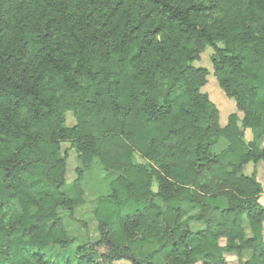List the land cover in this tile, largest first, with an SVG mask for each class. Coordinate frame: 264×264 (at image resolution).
<instances>
[{"label": "trees", "instance_id": "1", "mask_svg": "<svg viewBox=\"0 0 264 264\" xmlns=\"http://www.w3.org/2000/svg\"><path fill=\"white\" fill-rule=\"evenodd\" d=\"M209 75L234 102L223 125ZM94 163L108 194L75 264H264L263 188L243 172L264 164V0H0V264L74 245L59 211Z\"/></svg>", "mask_w": 264, "mask_h": 264}, {"label": "rangeland", "instance_id": "2", "mask_svg": "<svg viewBox=\"0 0 264 264\" xmlns=\"http://www.w3.org/2000/svg\"><path fill=\"white\" fill-rule=\"evenodd\" d=\"M210 48H206L205 53L203 54L199 61L195 62V65H199L202 67H206L210 74H212V65L210 61V54L209 53ZM204 89V92L208 95V97L216 103L217 108L220 111L219 119H220V124L223 125V123L226 121L227 116L229 113L232 111H235V106L233 100H230L231 103L229 104L228 102L225 101L224 97H221L222 92L218 89L217 83L215 82L214 78L212 75L207 76V83L206 85L202 88ZM234 107V110L232 109ZM75 124V119L72 115L71 112H66V117H65V125L66 126H73ZM246 138H251V132L249 130H246ZM227 148V143L223 140L220 141L218 145H216V149L214 148L212 152H216L214 154H220L223 150ZM67 150L68 152V161H67V180L68 182L71 181L74 178V170L75 167L79 165V163L76 160V153L70 149L69 144L65 143L61 145V151L64 152ZM222 161L225 164L229 163H234L235 160L231 155H226ZM98 170V169H97ZM256 172V178L258 181L261 183L262 188H263V194L260 197L259 202L264 206V164L259 163L256 166H254L252 163L248 164L245 169H244V174L245 175H250L252 172ZM102 179L101 176L97 173V171L94 172V176L92 180H90V183L87 184V192L90 194L91 192H94L93 189L97 190L94 188V180ZM103 182V181H102ZM104 186V184H103ZM104 190V188L101 189V192ZM69 194V190L67 191ZM93 198V195L89 197V203H86L82 209L78 211L77 215H80L79 218L81 219H76V218H69V214L65 211H59L60 216L62 217V220L65 224V228L67 230L68 236L69 233L71 236L75 238V243L74 245L66 250L62 251L59 250L57 247L55 248H50L45 252V256L49 262L52 264H75L76 259H75V245H79L80 242H89V241H94L97 238V230H96V222L94 219L91 217V209L93 208V202L91 203L90 200ZM195 212H191L188 217L184 218L183 220V225H188L191 228L196 229V224L193 220ZM244 228L247 231L248 228L246 226V222L244 224ZM152 250V246H147L143 251L137 254V257L139 259H143L150 251ZM229 261L231 263H235V259H230ZM243 261V259H242ZM113 264H129L128 262H119V263H113Z\"/></svg>", "mask_w": 264, "mask_h": 264}, {"label": "crops", "instance_id": "3", "mask_svg": "<svg viewBox=\"0 0 264 264\" xmlns=\"http://www.w3.org/2000/svg\"><path fill=\"white\" fill-rule=\"evenodd\" d=\"M95 171H97V173L99 174V176L102 177V179L99 178V180L98 179L94 180V188H96L97 190L93 189L94 192H91L90 194H88V192L86 190L87 189V184L90 183V180H92ZM74 178H75V175H74ZM71 181H69V182H71ZM109 181H110V176L105 174V172L99 166H97L96 163H94L93 168L91 169V171H89V172L84 174V178H83V181H82V190H83V201H84V203H83V205L79 206L78 208H76L74 210V212L72 214V218L74 217L76 219H80L79 218L80 215H77L78 211L80 209H82L86 203H89V197L91 195H93V198L90 200L91 203L93 202V208L90 211L91 217H92V212H93V210H94V208H95V206L97 204L98 198L100 196L108 194V183H109ZM103 184H104V186H103ZM102 188H104V190L101 192ZM69 218H70V216H69ZM246 234H247L248 237L250 236L248 230L246 231ZM97 237H98V235H97ZM96 240H97V238H96ZM96 240H94V241H96ZM94 241H89V242H94ZM248 257H249V251H243V253H242L243 261H246L248 259Z\"/></svg>", "mask_w": 264, "mask_h": 264}]
</instances>
